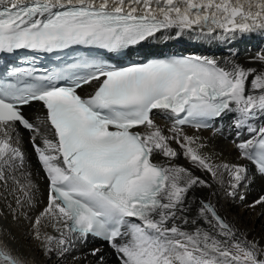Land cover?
<instances>
[{"label": "snow or ice", "instance_id": "snow-or-ice-1", "mask_svg": "<svg viewBox=\"0 0 264 264\" xmlns=\"http://www.w3.org/2000/svg\"><path fill=\"white\" fill-rule=\"evenodd\" d=\"M173 31L264 34V0H0V55L31 54L0 71V264H40L35 253L84 264L75 253L90 238L106 247L88 264H109L107 249L117 264H264V234L225 207L264 216V194L248 199L264 177V51L250 58L259 67L109 62ZM41 55L56 63L37 66ZM36 103L43 115L31 117ZM21 129L47 181L43 205Z\"/></svg>", "mask_w": 264, "mask_h": 264}, {"label": "bare ground", "instance_id": "bare-ground-1", "mask_svg": "<svg viewBox=\"0 0 264 264\" xmlns=\"http://www.w3.org/2000/svg\"><path fill=\"white\" fill-rule=\"evenodd\" d=\"M157 36V39L149 40L144 43V47L141 48L140 51H144V54H152L150 53L152 50L157 53H165L168 51L173 52V49L178 48V50L182 52L195 53L202 57L214 59L222 66L225 61L235 60L248 67H259L258 64L250 63V58L255 56L258 52L264 51V34L261 33L238 35L233 40L217 39L215 34L212 37H204L194 33H186L180 37H176L174 31L164 35L158 33ZM25 111L31 117L43 115L39 103L26 108ZM157 119L162 123L167 122L163 117H157ZM224 123L227 125L228 121H225ZM205 135H211V133H205ZM21 136L24 148L29 157L31 170L34 173L36 183L38 184L40 202L41 205H43L47 198V181L44 178V173L41 170V165L37 156L33 151L31 144L28 142L29 133L21 129ZM215 144L218 151L223 150L227 159L231 160L235 157V153L231 150L227 140L216 138ZM248 194L249 201L264 194V177L258 175L255 176L251 186L248 188ZM225 207L228 209L229 215L236 220L239 227L252 232L257 238L261 234H264V216L260 215L261 209L257 208L255 213L249 214L243 210L233 211L232 206L227 203H225ZM13 231L17 230L13 228ZM102 246L106 247V245L90 238L87 243L78 246L75 255L82 258L86 257L87 259L84 260V264H88V262L92 260V257L88 255L91 249ZM35 255L40 259V264H45V259L41 257L39 253H35ZM107 255L109 257V264H117L115 257L112 255L111 249H107Z\"/></svg>", "mask_w": 264, "mask_h": 264}, {"label": "rangeland", "instance_id": "rangeland-1", "mask_svg": "<svg viewBox=\"0 0 264 264\" xmlns=\"http://www.w3.org/2000/svg\"><path fill=\"white\" fill-rule=\"evenodd\" d=\"M173 51H180V50H178V48H176V49H173ZM153 52H155V51L152 50L150 53H153ZM155 53H157V52H155Z\"/></svg>", "mask_w": 264, "mask_h": 264}]
</instances>
